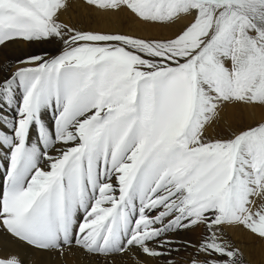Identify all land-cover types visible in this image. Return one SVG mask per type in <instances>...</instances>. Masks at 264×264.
I'll return each instance as SVG.
<instances>
[{
	"label": "snow or ice",
	"instance_id": "1",
	"mask_svg": "<svg viewBox=\"0 0 264 264\" xmlns=\"http://www.w3.org/2000/svg\"><path fill=\"white\" fill-rule=\"evenodd\" d=\"M87 3L145 24L191 19L171 39L146 40L63 24L67 0H0V45H64L0 79V104L14 111L0 117V226L42 251L74 241L148 257L203 226L197 245H182L195 248L190 264H244L221 226L264 241V121L228 138L205 133L225 104L264 105V0Z\"/></svg>",
	"mask_w": 264,
	"mask_h": 264
},
{
	"label": "bare ground",
	"instance_id": "2",
	"mask_svg": "<svg viewBox=\"0 0 264 264\" xmlns=\"http://www.w3.org/2000/svg\"><path fill=\"white\" fill-rule=\"evenodd\" d=\"M69 2H72V5L68 4L67 9L62 11L59 16L60 22L69 27L98 33H121L146 40H167L168 38H173L191 19L186 16L178 17L173 23H168L169 29H166L165 24L143 23L135 17L133 13H130L129 10L123 7L105 10L89 5L87 0H69ZM158 26H162L164 29L157 30ZM176 28L177 30L175 31ZM36 43L39 42L24 41L20 45L31 50ZM62 50L63 48L59 49L57 55L60 54ZM17 58L18 53L14 52L10 56V61L5 60L1 62L0 69L4 75L0 77V79L14 72L18 67L23 66L18 63ZM17 94L20 95V92L18 91ZM5 115L10 120L14 112L7 114L0 112V117ZM253 118L264 119V109H259L258 106L253 104L230 103L222 106L219 111V116L214 122L220 125H226L231 121L242 124L240 121L241 119L248 121ZM214 122L212 125L215 124ZM209 128L210 127L206 130V135ZM3 164L4 152L0 151V166L2 167ZM190 230L193 234H198L200 227ZM221 230L223 239L230 241L233 246L242 253L243 261L244 259L253 261L250 257V251L246 246V241L253 237L248 230L228 224L222 225ZM188 231L189 230L180 231L178 233L184 234ZM178 233L171 234L169 239H174ZM150 246L157 248V244L155 243L150 244ZM171 247L173 251L160 257H148L135 248L126 253H115L107 256L90 254L81 247L75 245L74 241L70 247L65 246L62 251H42L21 243L0 226V258L15 256L20 260L21 264H167L169 259H171L174 264H190L195 253V251H192L193 247L185 248L178 245H171ZM261 261V264H264V257H261Z\"/></svg>",
	"mask_w": 264,
	"mask_h": 264
},
{
	"label": "rangeland",
	"instance_id": "3",
	"mask_svg": "<svg viewBox=\"0 0 264 264\" xmlns=\"http://www.w3.org/2000/svg\"><path fill=\"white\" fill-rule=\"evenodd\" d=\"M69 0H67V7L68 4L72 5V2H69ZM124 9H127L125 7H123ZM69 9V8H68ZM128 10V9H127ZM130 12V10H129ZM131 13V12H130ZM176 20V19H175ZM166 25V29H169L168 27V23L165 24ZM178 28V26H177ZM177 28L175 29V31L177 30ZM164 28L162 26H158L157 30H163ZM172 38V37H171ZM168 38V39H171ZM23 40H16L13 42H8L5 45H0V64L1 62L7 60L10 61V56L14 53L17 52L18 53V61L20 60H24L27 57L31 56V55H44L46 58H51L57 55V52L59 49L64 48V45L61 41H59L58 39H52L50 41H46V42H39L34 44V47L30 50L28 48H24L22 45H20L21 43H23ZM25 66V65H23ZM4 75V73L1 71L0 69V77H2ZM6 75V74H5ZM17 96H19L17 94ZM255 106H258L259 109H264V105H260V104H253ZM0 112H3L5 114L7 113H11L14 112L13 109L9 108L6 104H0ZM46 120L51 119V113L49 112L46 117ZM242 124H238L235 123L233 121L229 122L226 125L223 124H219L217 122H214L215 124L211 125L209 128V131H207V137L209 138H213V139H218V138H228L230 136H232L234 133L239 132L241 130H245L251 126H255L257 123L264 121V119L262 118H258L255 119L253 118L252 120H248V121H244V120H240ZM245 125V126H244ZM33 140H35V137H32ZM3 172V166H0V173ZM204 227L200 226V231L198 234H193L191 230H189L187 233H178L176 234V237L173 240V244L172 245H178V246H182L184 244V242H188L191 245H197L199 243V241L201 240V237L204 234ZM227 240V239H225ZM22 243V242H21ZM264 241L259 240L258 238H256L254 235L252 237V239L246 241V246L250 251V257L253 259V261L250 260H246L244 259V264H261V257H264ZM25 244V243H23ZM27 245V244H25ZM28 246V245H27ZM32 248V246H29ZM185 247V246H183ZM35 248V247H33ZM187 248V247H185ZM195 251V248L193 247V250Z\"/></svg>",
	"mask_w": 264,
	"mask_h": 264
}]
</instances>
